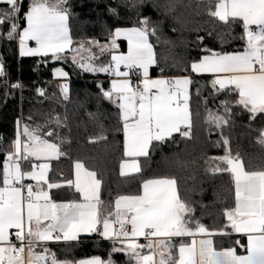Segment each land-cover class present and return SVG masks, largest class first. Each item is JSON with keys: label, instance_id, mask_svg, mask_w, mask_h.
<instances>
[{"label": "snow or ice", "instance_id": "1", "mask_svg": "<svg viewBox=\"0 0 264 264\" xmlns=\"http://www.w3.org/2000/svg\"><path fill=\"white\" fill-rule=\"evenodd\" d=\"M0 3L8 6L0 10V26L12 21L7 37H18L21 56L50 55L52 60H61L66 51H71L73 63L84 71L117 77L111 81L109 89L100 86V90L103 98L119 109L123 122L127 160L120 164L122 177L135 178L141 173L138 158L149 154L154 141L164 142L173 133L190 138L189 85L192 80L188 77H150L149 69L157 60L149 37L155 36L157 30L147 17L140 19L138 26L117 27L109 32L108 43L88 40L73 47L68 0H31L24 13L26 27L22 31L14 21L21 12L20 0H0ZM207 3L209 15L225 25L242 22L241 39L246 46L243 52L234 53L207 49L209 54L191 63V71L212 74L211 84L216 93L238 94L235 104L242 106L250 113L249 119L254 120L258 113L264 114V0H207ZM109 11L115 12V9ZM121 38L128 42L126 54L114 52ZM29 41H34L36 46L29 47ZM86 44L99 48L100 56L111 54V61L101 66L92 63L100 57ZM84 51L89 55L80 56L78 60L77 55ZM122 65L126 71H121ZM130 72L142 77L135 87L128 79ZM54 74L67 76L61 69H55ZM3 75L0 65V76ZM60 87L64 98L68 99V85ZM38 91L44 95L42 90ZM231 103L222 102L223 115L208 110L206 122L223 129L231 120ZM53 122L60 126L58 117L48 121ZM43 127L33 128L17 120L15 139L2 162L0 264H113L111 253L115 252L124 253L135 264H264V170H246L239 155H232L228 138L222 136L225 154L211 158L215 167L209 170L213 174H230L234 184V207L224 210L226 223L221 228L209 230L193 220L192 209L182 200L174 178L143 180L137 194L119 195L115 199L114 210L111 205L105 209L101 199L102 181L97 173L87 170L80 161L74 163V180L50 179V162L65 153L59 144L49 139H58L59 134L51 128L44 132ZM257 142L264 145V129L260 130ZM28 164L31 169L25 170ZM25 180L34 184H25ZM63 187L73 188L80 199L55 201L52 190ZM10 229L15 231L10 232ZM81 232H95L114 242L108 260L93 256L79 261H59L45 245L47 241L76 240ZM232 233L246 237L247 255H238L235 247L214 248L212 237ZM141 237L146 243L139 242ZM185 237L191 238V242L183 239L178 245L174 242L175 238ZM235 243L245 247L240 240ZM38 248L42 251H37Z\"/></svg>", "mask_w": 264, "mask_h": 264}, {"label": "trees", "instance_id": "2", "mask_svg": "<svg viewBox=\"0 0 264 264\" xmlns=\"http://www.w3.org/2000/svg\"><path fill=\"white\" fill-rule=\"evenodd\" d=\"M30 2L20 0L21 12L14 18L19 30L24 27L23 17ZM7 7L0 3V10ZM67 7L73 46L88 40H109L108 33L117 27L138 26V21L144 17L150 20L157 30L155 36L149 37L157 60V64L150 67V75H187L192 80L189 85L190 138L173 133L164 142L154 141L149 154L138 158L141 173L135 178L122 177L119 166L125 158L123 122L119 109L104 99L100 90V86L109 89L110 75L84 71L73 63L71 51H66L61 60H52L50 55L20 56L17 37H7L12 22L9 21L0 26V65L4 69V75L0 76V172L16 136L17 120L33 128L41 125L44 132L51 128L59 134L58 139H49L59 144L65 153L50 162V179L57 182L62 178L71 179L72 166L80 161L97 173L102 181L101 199L105 209L111 205L114 210L115 199L119 195L137 194L143 180L174 178L182 200L192 209L193 220L209 230L221 228L226 223L224 210L234 205V184L230 174H213L209 170L215 167L211 158L225 154L223 136L229 140L232 155H239L246 170H264V145L257 142L260 130L264 129V114L258 113L256 119L250 120V113L235 104L238 94L216 93L211 84L213 77L192 74L191 63L209 54L207 49L220 53L243 51L246 43L241 39L242 22L225 25L212 17L207 0H68ZM118 42L120 50L124 51L125 42ZM110 61L109 53L97 59V63L103 65ZM55 69L67 73L68 99L53 77ZM15 84L20 87H12ZM39 87L43 88L44 95L38 91ZM225 100L232 102V116L220 129L208 124L206 119L208 110L223 115ZM53 117L59 118V127L54 122L48 123ZM91 139L98 142L91 143ZM52 196L55 201L63 202L80 199L79 194L68 187L52 190ZM213 240L216 249L235 247L237 254L246 251L244 237L217 235ZM236 240L245 247L237 245ZM174 242L178 245L181 240ZM113 243L92 234L73 242L45 245L59 261H79L93 256L108 260ZM111 259L113 264L135 263L122 252L111 253Z\"/></svg>", "mask_w": 264, "mask_h": 264}, {"label": "crops", "instance_id": "3", "mask_svg": "<svg viewBox=\"0 0 264 264\" xmlns=\"http://www.w3.org/2000/svg\"><path fill=\"white\" fill-rule=\"evenodd\" d=\"M24 20V19H23ZM24 27H26V22L24 21ZM254 27V26H253ZM22 29H23V27L20 29L21 31H22ZM117 41H124L125 42V44H126V46H125V50L124 51H122L121 53H123V54H126L127 53V51H128V42H127V40H125V39H123V38H121V39H118ZM17 43H18V53H19V39H18V37H17ZM79 44L80 43H78V44H75L74 46H79ZM28 46L29 47H35L36 45H35V42L34 41H29L28 42ZM86 46H87V44H86ZM95 49H97L96 47H94V48H92V50H95ZM241 52H243V51H241ZM85 53V52H84ZM83 52H81L80 54H78L77 55V59L79 60L80 59V56H83V54H84ZM120 53V54H121ZM20 55V54H19ZM71 55L73 56L74 55V53L72 52L71 53ZM21 56V55H20ZM25 57V56H24ZM202 58V57H201ZM200 58V59H201ZM199 59V60H200ZM62 70V69H61ZM150 70V69H149ZM55 71V70H54ZM54 71L52 72L53 73V77L56 79V80H58L59 81V83H60V85H63V84H67V76H65V77H60V76H56L55 74H54ZM65 72V71H64ZM192 72V71H191ZM150 74V73H149ZM192 74H194V75H210V76H212L213 77V75L212 74H209V73H203V74H197V73H193L192 72ZM150 77L151 78H153V79H155V78H165V79H175V78H183V77H188L189 78V76H187V75H185V76H170V77H168V76H151L150 75ZM142 77H140V76H138V80L139 79H141ZM214 78V77H213ZM113 79H117V77H115L114 75H110V77L108 78V83H109V88H110V86H111V81L113 80ZM128 79H130L131 80V78L130 77H128ZM132 81V80H131ZM122 135H123V133H122ZM123 151H124V136H123ZM125 160H127V158L125 157L124 158V160H122V161H125ZM121 161V162H122ZM121 164V163H120ZM25 167V170H30L31 169V165L30 164H28V165H25L24 166ZM73 167V170H72V178L71 179H75V168H74V166H72ZM87 169V168H86ZM88 170V169H87ZM119 172H120V166H119ZM152 179V178H151ZM25 181H29V182H32V183H34L33 181H30V180H25ZM234 188V187H233ZM57 202H63V201H57ZM114 206V205H113ZM233 207H234V205H233ZM10 232H14L15 230L14 229H10L9 230ZM92 234H98V233H95V232H93V233H88V232H81V233H79L78 234V236H77V239L76 240H79L80 238H82V237H84V236H88V235H92ZM232 235H235V236H241V237H244L245 238V241H246V245H247V239H246V237L245 236H242L241 234H236V233H232ZM102 237V236H101ZM215 237V236H214ZM214 237H212V239H214ZM14 238V236L12 237V239ZM103 238V237H102ZM200 237H197V239H199ZM105 239V238H104ZM175 239H187V241H185V242H187V243H190L191 242V238H189V237H185V238H175ZM76 240H72V241H64V240H60V241H47V242H45V244H48V243H54V242H56V243H59V242H73V241H76ZM108 240V239H107ZM214 241V240H213ZM139 242L140 243H146V241L141 237L140 239H139ZM213 246H214V244H213ZM215 248V247H214ZM216 249V248H215ZM216 250H220V249H216ZM37 251H42L40 248H38L37 249ZM145 251V253H147V249H145L144 250ZM238 255H247V250L244 252V253H242V254H238ZM135 264V263H134Z\"/></svg>", "mask_w": 264, "mask_h": 264}, {"label": "rangeland", "instance_id": "4", "mask_svg": "<svg viewBox=\"0 0 264 264\" xmlns=\"http://www.w3.org/2000/svg\"><path fill=\"white\" fill-rule=\"evenodd\" d=\"M108 41H109V40L101 41L100 44L108 43ZM117 44H118V48H117L116 50H114V52H115L116 54H120L122 51L120 50V45H119V42H118V41H117ZM73 47H77V46H73ZM86 47L91 48V50H92V48H94L95 46H94V45H87ZM96 48H97V47H96ZM84 52H85V53H84ZM84 52H83V53H84L83 56H84V57H87V56L89 55V53L86 52V51H84ZM92 52H94L98 57H101V56H100V49H99V48H97V49H95V50H92ZM110 57H111V54H110ZM92 63H94V64L97 65V66H101V65H103V64L97 63V59L94 60V61H92ZM105 65H107V64H105Z\"/></svg>", "mask_w": 264, "mask_h": 264}, {"label": "built area", "instance_id": "5", "mask_svg": "<svg viewBox=\"0 0 264 264\" xmlns=\"http://www.w3.org/2000/svg\"><path fill=\"white\" fill-rule=\"evenodd\" d=\"M126 70H127V69H125V68L123 67V65H122V66H121V71H126ZM129 77L131 78V80H132L131 82H132L133 86L135 87V85H136L137 82L139 81V80H138V76L130 72ZM39 90H42V91H43V88H40V87H39ZM24 183H25V184H28V183H32V182L24 181ZM33 184H34V183H33ZM13 240H14V238H13Z\"/></svg>", "mask_w": 264, "mask_h": 264}]
</instances>
